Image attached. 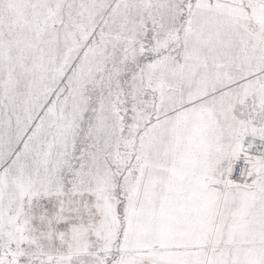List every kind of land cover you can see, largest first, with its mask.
Instances as JSON below:
<instances>
[{"label":"snow or ice","instance_id":"1","mask_svg":"<svg viewBox=\"0 0 264 264\" xmlns=\"http://www.w3.org/2000/svg\"><path fill=\"white\" fill-rule=\"evenodd\" d=\"M0 264H264V0H0Z\"/></svg>","mask_w":264,"mask_h":264}]
</instances>
